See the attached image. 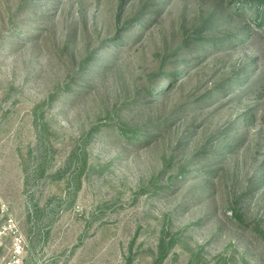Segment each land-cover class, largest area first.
<instances>
[{
  "label": "rangeland",
  "instance_id": "obj_1",
  "mask_svg": "<svg viewBox=\"0 0 264 264\" xmlns=\"http://www.w3.org/2000/svg\"><path fill=\"white\" fill-rule=\"evenodd\" d=\"M0 200L22 264H264V0H0Z\"/></svg>",
  "mask_w": 264,
  "mask_h": 264
},
{
  "label": "built area",
  "instance_id": "obj_2",
  "mask_svg": "<svg viewBox=\"0 0 264 264\" xmlns=\"http://www.w3.org/2000/svg\"><path fill=\"white\" fill-rule=\"evenodd\" d=\"M7 234L12 235L11 256L4 264H22L25 244L24 238L18 233L17 221L11 214H8L4 221L0 223V243L2 238ZM0 264H3V262L1 263V260Z\"/></svg>",
  "mask_w": 264,
  "mask_h": 264
}]
</instances>
